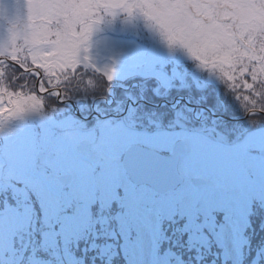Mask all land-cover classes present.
<instances>
[{"label":"snow or ice","instance_id":"6c2138e0","mask_svg":"<svg viewBox=\"0 0 264 264\" xmlns=\"http://www.w3.org/2000/svg\"><path fill=\"white\" fill-rule=\"evenodd\" d=\"M0 264H264V0H0Z\"/></svg>","mask_w":264,"mask_h":264}]
</instances>
